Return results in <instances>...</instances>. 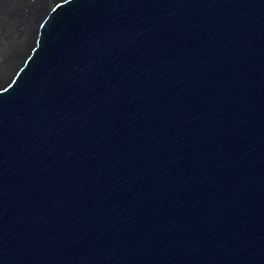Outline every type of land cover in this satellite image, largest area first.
<instances>
[{
	"label": "water",
	"instance_id": "1",
	"mask_svg": "<svg viewBox=\"0 0 264 264\" xmlns=\"http://www.w3.org/2000/svg\"><path fill=\"white\" fill-rule=\"evenodd\" d=\"M0 264H264V0H70L0 91Z\"/></svg>",
	"mask_w": 264,
	"mask_h": 264
},
{
	"label": "bare ground",
	"instance_id": "2",
	"mask_svg": "<svg viewBox=\"0 0 264 264\" xmlns=\"http://www.w3.org/2000/svg\"><path fill=\"white\" fill-rule=\"evenodd\" d=\"M70 0H0V91L8 90L39 45L44 23Z\"/></svg>",
	"mask_w": 264,
	"mask_h": 264
}]
</instances>
